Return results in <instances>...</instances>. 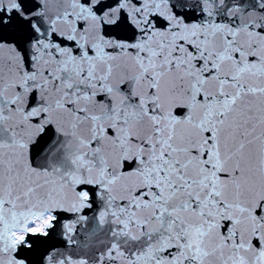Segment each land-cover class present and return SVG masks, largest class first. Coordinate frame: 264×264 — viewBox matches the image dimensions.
Here are the masks:
<instances>
[{"label": "snow or ice", "instance_id": "obj_1", "mask_svg": "<svg viewBox=\"0 0 264 264\" xmlns=\"http://www.w3.org/2000/svg\"><path fill=\"white\" fill-rule=\"evenodd\" d=\"M0 264H264V0H0Z\"/></svg>", "mask_w": 264, "mask_h": 264}]
</instances>
